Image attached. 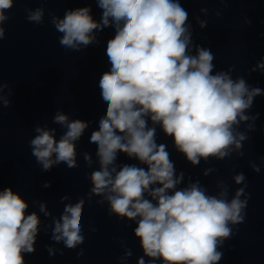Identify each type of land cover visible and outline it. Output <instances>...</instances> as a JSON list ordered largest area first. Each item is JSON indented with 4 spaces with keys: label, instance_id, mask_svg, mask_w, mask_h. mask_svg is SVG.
<instances>
[{
    "label": "clouds",
    "instance_id": "clouds-1",
    "mask_svg": "<svg viewBox=\"0 0 264 264\" xmlns=\"http://www.w3.org/2000/svg\"><path fill=\"white\" fill-rule=\"evenodd\" d=\"M100 9L95 18L91 3L67 8L61 17L43 6L24 8L25 19L34 25L48 23L58 32L59 44L65 50L83 52L90 46H100L99 33L106 29L112 35L105 42L104 54L108 68L98 79L99 96L104 112L98 120L72 118L57 109L52 124H36L35 135L28 141L31 155L42 173L65 165L76 169L82 155L90 187L84 196L72 202L65 194L59 216H54L46 201H33L37 211L29 212L30 204L11 185L0 186V264H26V255L36 252L37 238L43 231L57 249L46 245L50 257L64 255V250H76V258L84 255L85 242L82 218L86 203L107 206L109 217L127 222L142 252L136 264H219L221 250L238 225L246 218L250 199L244 172L231 176L239 185L230 196V186L224 179L215 184L217 191L209 193L199 178L177 171L168 145L158 142L157 131L171 139L172 147L193 168L201 161H225L233 154L243 158L244 143L256 131L260 113L250 114L256 97L264 89L250 85L245 75L233 73L236 66L216 70L215 54L210 47L197 44L189 12L181 0H94ZM227 7L228 0H217ZM16 0H0V41L5 40V23ZM199 12L208 16L207 8ZM217 18L222 10L213 13ZM201 30L207 19L195 15ZM245 25L252 21L245 18ZM264 23V22H262ZM264 38V32L260 33ZM259 71L264 75V56L248 69L246 75ZM7 90L6 94L5 91ZM13 91L0 80V106H11ZM97 127L92 128L93 124ZM244 130H241V124ZM92 128L89 143L94 153H78V144ZM264 134V129L261 130ZM124 156L132 163L120 162ZM260 163L248 161L255 174ZM95 166V167H94ZM219 169L209 166L201 175L208 177ZM44 181L42 187L50 188ZM50 218L45 224L40 218ZM88 231L97 229L91 224ZM118 264H128L133 255L124 239Z\"/></svg>",
    "mask_w": 264,
    "mask_h": 264
}]
</instances>
